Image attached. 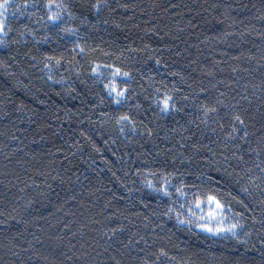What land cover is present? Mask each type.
<instances>
[{"label": "trees", "instance_id": "obj_1", "mask_svg": "<svg viewBox=\"0 0 264 264\" xmlns=\"http://www.w3.org/2000/svg\"><path fill=\"white\" fill-rule=\"evenodd\" d=\"M26 2L38 7L23 19L9 16L13 31L0 37V264L17 261L10 243L19 250L27 242L64 264L72 261L63 253L85 250L91 264H111L96 251L107 245L113 255L125 251L102 235L118 224L126 229L120 240L138 234L152 245L142 242L133 257L154 259L151 253L163 247L173 264H222L239 247L247 264H262L264 228L253 218L264 217V182L245 176L233 156L240 142L226 140L230 129L196 125L201 105L223 92L226 102L248 107L251 100L260 134L264 99L254 86L264 80V0H107L99 12L90 7L98 0H54L63 6L52 9L61 13L58 26L48 21L49 0H14ZM22 31L31 33L27 40ZM44 56L54 59L41 71ZM97 65L130 74L121 105L95 76ZM245 92L248 100L241 99ZM165 93L179 112L159 111L155 100ZM120 114L133 117L136 131H118ZM165 177L170 197L148 187L162 186ZM209 195L226 205L225 225L239 222L252 233L251 251L200 230ZM198 200L205 201L199 208ZM177 213L191 224H179ZM27 257L20 259L28 264Z\"/></svg>", "mask_w": 264, "mask_h": 264}, {"label": "snow or ice", "instance_id": "obj_2", "mask_svg": "<svg viewBox=\"0 0 264 264\" xmlns=\"http://www.w3.org/2000/svg\"><path fill=\"white\" fill-rule=\"evenodd\" d=\"M102 3L104 6H108L107 0H98L97 3L90 5V7L99 12ZM36 7H38V5H36L35 3L26 2L23 5H18L14 3V0H0V37H7L13 31L12 27H10L8 23L9 16L17 20L23 19L27 14V10ZM46 7L49 10L48 21H50L52 25L58 26L61 20V13L59 11L53 12L52 9L56 8L59 10L63 6L61 4L54 3V0H49V3L46 5ZM70 15L71 13H69V16ZM261 18L264 19V16H262ZM63 30L68 32L69 34L76 31L73 29ZM30 34L31 33L27 31H22L19 33V36L27 40V36ZM16 42L19 43L18 40ZM0 46H5V41L3 39H0ZM80 51L83 52L84 49L81 48ZM13 59H15V57H13ZM53 59L54 57L52 56H44L40 61V63L43 64V68H41V71H43L44 69H51V62L53 61ZM249 59L252 58L250 57ZM31 60L34 62L37 60V57L33 55L31 56ZM260 60L262 61L260 67L264 68V55L261 56ZM55 63L56 65H60L61 61L59 59H56ZM157 63H159V61H157ZM33 66L35 67L37 65L33 64ZM99 67V65L96 66V68ZM93 72L97 75L100 74L96 72L95 68L93 69ZM112 74L114 77L121 74L124 77H129L130 75L127 72L121 73L120 68L113 69ZM47 79L49 81L53 80L50 72L47 74ZM53 82L62 83V81ZM105 87L108 89V94L110 96H113L114 102L116 104H120L122 102V99H126L125 93L128 91V89H119L116 86L114 80L110 84H106ZM254 87H258L261 90L262 99H264V80H262L259 85H256ZM222 97H225V93L223 92L220 93L214 103L210 102L201 105L199 111L202 113V115H200L199 123H197L196 126L200 127V125L216 124L221 129H230V131L227 132L226 140L229 142H240L238 145V151L233 153V156L245 165V176L248 177V179L253 184L256 183L257 179L264 182V111H260L259 109H257L261 121L259 129L260 134L257 135V131L255 130L256 115L251 111L252 102L251 100H248L247 92L241 94V99L248 100V107H245L239 101L233 103L232 100H234L235 98H232V100H228L226 102V100ZM183 99L187 100L188 97L185 96L183 97ZM155 103L159 108V111L163 114L180 111V109L176 106L178 102L176 101L175 97L167 93H165L162 98L160 95H157ZM22 106L23 105H21V107ZM260 107L264 108V104H262ZM222 109L224 110L223 112L221 111ZM114 119L116 125L118 126V131H120L121 133H123L125 128L129 126H131L133 131H136V122L134 121L132 116L128 114H120ZM147 134L152 135V130L147 129ZM253 144L255 145L254 147ZM193 148H195L196 151H199V148H197L196 145H193ZM245 153L248 154L250 160H245ZM224 159L227 161L228 157L225 156ZM237 167H240V164H237ZM237 176H239V173H237ZM209 179H211V177H209ZM219 182V180L216 181V183ZM148 187L157 194H162L164 196L170 197L167 177L164 178L162 186L153 188L151 182H148ZM244 190L248 191V189ZM177 191L180 192L181 195H185V193H183L181 189H177ZM202 203H205V201L198 200L196 201L195 206L199 208L201 207ZM206 203L209 206V212L207 218H204V223L197 225L200 230L213 236L221 237L223 239L231 238L236 241L237 245L243 246L245 251H251V247L249 245L252 233L247 230L246 226L239 222L229 223L225 225L223 223L225 219V217L223 216V212L225 211L226 205L222 203L221 200L217 199L215 195L207 196ZM239 203L243 204L242 201H240ZM145 207H147V205H145ZM244 207L247 208L248 206L244 205ZM212 209H215V211H213ZM228 210L230 211V209ZM171 212L172 209H169L167 213L169 215V218H171ZM0 215H3V213H0ZM176 219L179 224H191V221L180 219L179 213H177ZM3 223V221H0V224ZM94 223L99 222L94 221ZM257 223L260 224L261 228H264V217H261L259 220L253 218V224L255 225ZM125 231V226L118 224L113 227L107 228V231H104L102 235L106 238L107 241H119L125 251H122L120 248H116L115 252L119 256L131 257L132 261H130L129 264H173V262L175 261V257L170 256L169 252L163 247H159L156 251H153L151 253L154 259H150L147 256L133 257L134 252L138 253L139 251H143V249L137 248V246L142 242L147 246L148 249H152V245L148 244L143 236H139V238H137L138 234H134L127 241L120 240L118 233H123ZM242 235L245 238L242 239ZM56 239L60 240L62 238L57 237ZM260 239L262 240L260 255L261 257H264V237H260ZM27 243V247L20 245L19 250H17V246L14 243H10L9 250L11 251L12 256L17 258V261H10L8 262V264H25V261L20 259L22 253H28V264H32L33 256L36 257L35 264H64L63 261H59L57 259L50 258L49 256L39 253L34 248L31 242ZM69 243L71 244V241H69ZM71 247L75 248V245H71ZM110 247L111 245H107L103 247V251H96V256L100 257L107 253L111 264H125L122 259H118L117 255H113L110 252ZM252 247H254V245H252ZM232 251L236 252L238 255L236 257L222 261V264H247V262L244 260V253L240 252L239 247H234ZM63 255L68 260H71L72 264H91L89 259L91 253L87 250L83 251L79 256L75 257L69 256L66 252L63 253ZM96 264H104V262L97 260ZM262 264H264V261H262Z\"/></svg>", "mask_w": 264, "mask_h": 264}, {"label": "rangeland", "instance_id": "obj_3", "mask_svg": "<svg viewBox=\"0 0 264 264\" xmlns=\"http://www.w3.org/2000/svg\"><path fill=\"white\" fill-rule=\"evenodd\" d=\"M96 72L100 73L99 75L95 74V76L98 77L100 79V81H103L106 84H110L114 80L116 86L121 90H123L121 84L128 81L127 77H124L122 74L114 77L112 74L113 69H111L109 67L100 66L99 68H96ZM125 96H126V93H125ZM111 97L113 98V96H111ZM113 100H114V98H113ZM124 101H125V99H122V102L118 105H121ZM212 210L215 211V209H212ZM208 212H209V206L207 204L205 216L203 217V221H204V218H207ZM223 214H224V212H223Z\"/></svg>", "mask_w": 264, "mask_h": 264}]
</instances>
